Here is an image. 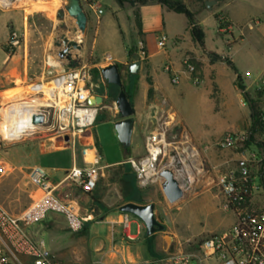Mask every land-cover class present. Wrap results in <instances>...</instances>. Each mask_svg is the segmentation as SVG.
Masks as SVG:
<instances>
[{
	"label": "crops",
	"instance_id": "0c3cea01",
	"mask_svg": "<svg viewBox=\"0 0 264 264\" xmlns=\"http://www.w3.org/2000/svg\"><path fill=\"white\" fill-rule=\"evenodd\" d=\"M208 1L217 2L214 6L220 7L218 10L226 19L229 29H232L237 23L235 17L233 19L223 10L224 5L232 0H205V10L200 7L189 8L192 12H195L196 21L204 29L205 48L192 38L189 20L185 15L178 14L161 3L152 2L147 5H141L138 9L130 6L128 11V15H135L136 10H138L142 24L141 34L139 30H133L132 32L135 40H137L138 49L135 54L138 57L130 59V51H128L127 47L131 46V44L123 43L124 54L113 57L108 53L107 55L113 57L111 63L96 64L94 66L100 72L104 67L111 64H116L120 67L123 87L134 106L133 119L135 125L132 145L130 148H126L118 139L115 123L120 121L121 117L116 107V100L113 98V85H109L106 82L105 90L100 85H97L96 88L92 87L91 89L95 96L104 97L98 123L95 127L101 155V166L104 170L100 183L93 193L84 194L73 187L63 191L64 193L70 192L74 198L78 199L86 222L83 229L78 232L71 231L63 217L57 218L54 223L48 225V229L51 231L70 230L76 236L70 246L56 251L62 260L78 264H168L172 255L177 252H186L200 257L201 254L197 245L187 251L182 249V241L185 238L177 234L174 230L175 228L166 229V221L162 220L161 211L172 217V223L176 227L178 215L181 211L189 208V212L194 213L204 210L208 204L209 206L217 204L229 214L231 223L227 229L234 224L235 216L225 210L224 197L216 183L219 173L224 172L230 166H234V162L237 160V155L233 151L221 149L217 146L222 135L229 131L222 132L210 140L197 139L191 134L176 112L177 120L180 124V127L176 128L181 131V138L178 143L180 148L192 159V164L198 170V174L193 189L185 192L184 198L175 204L169 203L163 193V179L144 186L139 180L135 179L134 171L128 164L130 158H139L146 154V143L144 150L139 151L136 138L143 136L146 141V137L150 133L163 128L164 117L158 114L157 108L161 106L162 102L168 103L164 98L165 92L170 86V75L165 70L166 66L171 65L182 74L186 82L191 83L192 78L183 67V60L191 58V62L197 67L202 84L208 85V81L211 80V70H215L216 62L215 65L210 61L203 68L201 63H199V61L206 63V59L203 58L205 51L210 54H219L216 46L215 48H208L207 45L208 35L206 27H215L217 33H219L218 28H220L214 15L215 13H210L211 10L206 6ZM119 7L121 8L120 5ZM36 8H46V6L40 5L36 6ZM261 9H264V1ZM168 12H172L176 16H184L187 19L185 33L178 29L179 20L176 17L169 18V24L166 22V14ZM116 13L119 14V21L114 20L118 24L123 17H121L119 11ZM8 14L17 15L18 12L12 11ZM5 16L8 18L7 15L0 14V86L6 89L4 92H7L19 84L33 82V79L37 77V82L41 81L45 76V70L40 77L30 74L26 67L23 53L20 51L21 48L15 54L3 52L6 45L4 41ZM23 16L25 17V13H23ZM211 16L215 18L213 23L209 21ZM88 27L94 32L93 23H90V19ZM163 34L167 35L169 40L173 41V44L170 48L166 47L161 50L158 47V37ZM119 35L122 41H126L127 37L123 39L120 33ZM241 39H243V36H241ZM141 44L147 54L145 60L139 58ZM222 58L227 57L222 56ZM137 61H141V66L136 74H132L129 71V65ZM220 73L216 75L218 82H220ZM259 75L254 77L252 74L251 79L239 77H241L242 83L247 88L249 98L259 108V111L264 113V87H261L259 83V79L264 75V66H262ZM149 79L152 82L151 85L148 82ZM247 80H251L249 85L245 82ZM150 88L154 90L152 98H149L148 95ZM236 89L238 90V97L241 99L242 92L238 86ZM249 111L245 130H250L253 123L251 108H249ZM54 142V139L48 138V149H39L42 156H48V169L52 171L51 181L53 183L57 184L62 181L66 173L73 167L85 168L90 166L85 162L82 155V141H77L75 145L62 147L55 146ZM133 146L138 150L136 153H133L131 149ZM144 190L146 191L144 192ZM130 202L139 205L154 203L156 206L155 215L165 229L148 236L146 234V226L141 219L120 211L123 205ZM126 222L127 225H125ZM212 234L215 233L203 235V237L207 238ZM198 237L200 236H192L188 239ZM192 263L217 264L214 259L200 263L198 258Z\"/></svg>",
	"mask_w": 264,
	"mask_h": 264
},
{
	"label": "built area",
	"instance_id": "2783aa9c",
	"mask_svg": "<svg viewBox=\"0 0 264 264\" xmlns=\"http://www.w3.org/2000/svg\"><path fill=\"white\" fill-rule=\"evenodd\" d=\"M9 1L10 4H7L5 0H0V10H9L22 0ZM66 1L55 0L59 7H64ZM80 1L86 12L90 11L96 16L99 25L100 16L104 13L102 6L95 0ZM222 20L226 22L224 17ZM9 31L6 49L12 52L21 47L24 38L15 30ZM167 42V35L158 37V47L161 50L166 48ZM146 57L141 44L139 58L145 60ZM105 60L111 63L113 57L106 55ZM183 67L196 86L202 84L196 66L190 59L183 60ZM57 68V64L47 62L44 78L29 84L26 100L8 101L5 100V93H0V129L2 131V125L7 124L11 131L18 130L20 125L17 117L8 115V109L17 103H34L35 106L28 112V119L35 130L28 134H47L49 139L55 140L57 147L75 145L77 141H82V155L90 166L73 167L57 184L51 181L42 166L34 165L29 169L28 181L33 187L31 204L18 215L8 212L0 205V264H78L62 260L46 248L44 241L35 240L28 232L30 226L43 222L50 212L62 216L71 231L78 232L83 229L86 219L82 215L78 199L70 192L63 191L73 187L84 194L93 193L104 170L95 132L102 105L96 104V100L94 105L89 103L90 98L96 96L88 84V70L82 67L58 71ZM165 70L171 76V82L178 85L179 72L171 65H167ZM242 78L251 79L252 74L246 72ZM259 83L264 87V75ZM247 94L246 88L242 92V98L247 102L242 101V106L251 108ZM35 116H43L45 124L35 125ZM170 123L171 120L164 121L161 130L150 133L145 141L146 154L139 158H130L128 164L144 186L163 179L161 172L169 169L174 172L184 192H188L193 189L198 170L177 141H167ZM258 123L256 130L226 132L217 143L219 148L233 151L237 155L234 166L219 173L216 182L224 197L225 210L235 216L234 224L221 233L203 239L197 245L200 257L177 252L172 255L168 264H191L196 258L200 263L214 259L217 264H264L263 112L259 113ZM3 138L11 142L4 135ZM7 172L4 160L0 159V177Z\"/></svg>",
	"mask_w": 264,
	"mask_h": 264
},
{
	"label": "rangeland",
	"instance_id": "374dc122",
	"mask_svg": "<svg viewBox=\"0 0 264 264\" xmlns=\"http://www.w3.org/2000/svg\"><path fill=\"white\" fill-rule=\"evenodd\" d=\"M95 1L102 6L104 13L100 16V24L98 25L96 16L90 11L86 12L90 23H93L94 32L88 27L85 35L68 13L64 19L59 17V10L64 7L52 4V0L49 2L22 0L14 4L9 10H0L1 15L8 16V18L5 16L4 24L5 43L8 41L10 29L17 31L24 38L21 47L9 52L5 45L3 52L15 54L21 48L20 51L23 53L29 73L39 77L46 70L47 62L57 64L58 71L86 67L89 87L96 88L97 85H100L105 90L106 81L102 73L94 66L106 64L105 56L108 53L113 57L124 54L123 43L131 44L127 47L128 51H132L130 59L138 57L135 54L138 49L137 40H135L132 32L139 29L136 16L128 15L129 4L120 8L116 0ZM181 1L188 9L200 7L205 10V0ZM263 1L232 0L224 5L223 10L233 19H237L233 28L229 29V25H225L218 28L219 33H217L215 27H206L208 48H215L216 46L218 55L227 57L216 62L217 65L214 63L216 68L211 70V80L208 81V85L203 83L196 86L193 82H186L180 73V83L174 85L170 76V86L164 95L168 103L162 102L161 106L157 108L158 114L164 117V121L171 120L167 133L168 142H178L181 138V131L176 130V127H180L176 112L197 139L210 140L225 131L240 132L245 130L250 111L248 106H242V101L246 103L247 100L244 97L241 99L238 97L236 87L239 79L237 78L239 76L244 77L247 71L257 77L262 66H264V9H261ZM40 5H45L46 8H36ZM218 9L220 7L214 6L210 13L224 17ZM12 11H17L18 14H8ZM117 11L123 17L118 24L115 21L118 20ZM23 13H25V17ZM192 13L195 15V12ZM175 17L179 20L178 29L185 33L187 19L184 16H176L174 13L168 12L166 22L169 24V20ZM209 21L213 23L215 18L211 16ZM119 33L123 39L127 37L126 41L120 39ZM64 39L79 42L82 46L81 50L72 49L70 60L61 59L59 56V52L63 49ZM172 44L173 41L169 40L168 37L166 47L170 48ZM203 58L206 59V63L199 61L202 68L210 63V53L205 51ZM219 73L220 82L216 80V75ZM37 78H34L33 82L19 84L7 92L17 94L28 92L30 90L29 84L37 82ZM245 82L249 85L251 80ZM113 87V98L117 100L119 88ZM4 91L6 89L0 86V93H5ZM130 101L132 102V100ZM2 134L9 140L3 130L0 129V159L4 160L8 170L0 177V205L8 212L18 215L32 202L33 187L28 181L29 169L40 164L51 178L52 171L48 169V156H42L39 150L41 148L48 149V135L34 133L29 134L20 142H8L4 140ZM136 142L139 151L144 150L145 138L138 136ZM131 149L133 153L138 151L135 146ZM134 176L138 180L135 172ZM188 209L179 213L176 227L172 223V217L165 214L164 211L160 213L162 220L166 221V229L175 228V232L185 238L182 241V249L185 251L195 247L205 239L203 235L221 233L231 223L229 214L217 204L214 206L208 204L204 210L194 213H190ZM61 217L50 212L43 222L30 226L28 229L29 234L35 240L44 241L46 248L56 255H59L56 251L67 248L76 239L75 234L70 230L51 231L48 229V225ZM192 236L200 237L188 239Z\"/></svg>",
	"mask_w": 264,
	"mask_h": 264
},
{
	"label": "water",
	"instance_id": "95a60500",
	"mask_svg": "<svg viewBox=\"0 0 264 264\" xmlns=\"http://www.w3.org/2000/svg\"><path fill=\"white\" fill-rule=\"evenodd\" d=\"M217 4L216 1H208L206 6L208 9L212 10L213 6ZM72 17L80 29V31L85 35L88 28V15L84 10L80 0H67L64 8L59 10V17L64 19L66 14ZM72 49L81 50L82 46L79 42L70 41L68 39L63 40V49L59 52L61 59L70 60L72 56ZM141 66V61L131 63L129 65V71L132 74H136ZM104 80L109 84L119 88V94L116 100V107L118 109L121 120L115 123V129L118 134V139L122 145L126 148H130L132 145V136L134 132V109L132 107L131 101L126 95L123 87V80L121 75L120 67L116 64H111L104 67L101 71ZM102 105L104 98L102 96L91 97L89 103L91 105L95 104ZM251 105V103H250ZM252 107V105H251ZM33 123L35 125H44L45 118L43 116H35L33 118ZM69 139L67 138L66 141ZM161 177L164 182L162 184L163 193L167 201L171 204H175L184 198L185 192L180 186V183L175 177L172 170L166 169L161 172ZM156 206L154 203L148 205H139L136 203H127L120 208V211L125 214H130L141 219L147 230V235L152 236L156 232L163 231L165 227L158 221L155 215Z\"/></svg>",
	"mask_w": 264,
	"mask_h": 264
},
{
	"label": "trees",
	"instance_id": "16d2710c",
	"mask_svg": "<svg viewBox=\"0 0 264 264\" xmlns=\"http://www.w3.org/2000/svg\"><path fill=\"white\" fill-rule=\"evenodd\" d=\"M116 2L121 7H123L125 4H129L132 8H135V9H138V7L141 5L143 6V5H147L149 3H152V2H158V3H161L165 6H167L169 9L173 10L174 12H176L178 14L185 15L189 20V28H190V34H191L192 38L194 39L195 42H197L198 44H200L202 47L205 48V32H204V29L197 23L195 15L188 9V7L181 0H116ZM135 16L137 19V26H138V29H139L140 34H141L142 24H141L140 15L138 13V10H136ZM216 20H217V22L221 28L224 27L225 25L228 26L227 22L224 23V21L222 20L221 15H216ZM131 54H132V51L129 54L130 57H131ZM210 57H211V61L213 63L218 62V61L223 59L221 56H219L217 54H210ZM196 69H197V67H196ZM239 79H240V77H239ZM148 82L150 85L152 84L150 79L148 80ZM238 87L242 92H244L246 90V87H245V85H243L241 79L239 80ZM124 91H125V89H124ZM153 94H154V90H153V88H150L149 93H148L149 98H152ZM126 95L130 99V97L127 93H126ZM246 96L252 104L251 118H252L253 123H252L251 129L256 130L259 126V123H258V116L260 113L259 108L249 98V94H247ZM131 104H132V102H131ZM132 107L134 109L133 104H132ZM176 130H177V128H176ZM253 140L254 139L252 138V141ZM97 145H98V143H97ZM98 149H99V146H98Z\"/></svg>",
	"mask_w": 264,
	"mask_h": 264
},
{
	"label": "bare ground",
	"instance_id": "6f19581e",
	"mask_svg": "<svg viewBox=\"0 0 264 264\" xmlns=\"http://www.w3.org/2000/svg\"><path fill=\"white\" fill-rule=\"evenodd\" d=\"M40 2L46 0H38ZM7 4H10L9 0H5ZM52 4H57L55 0H52ZM29 92V91H28ZM28 92H24L23 94H17V93H12V92H5L4 97L5 100H14L17 99L19 100H26V97L28 96ZM35 105L34 103H17L13 107L9 108L7 113L8 115H16L17 117V123L20 125V128L18 130L11 131L9 129L7 124L2 125V130L5 133V135L8 137V139L13 142V141H19L25 138L26 136H29L28 133L32 132L35 130V127H33L32 123L28 119V112L30 111L31 108H33ZM20 142V141H19Z\"/></svg>",
	"mask_w": 264,
	"mask_h": 264
},
{
	"label": "flooded vegetation",
	"instance_id": "af4514ba",
	"mask_svg": "<svg viewBox=\"0 0 264 264\" xmlns=\"http://www.w3.org/2000/svg\"><path fill=\"white\" fill-rule=\"evenodd\" d=\"M104 98V97H103Z\"/></svg>",
	"mask_w": 264,
	"mask_h": 264
}]
</instances>
